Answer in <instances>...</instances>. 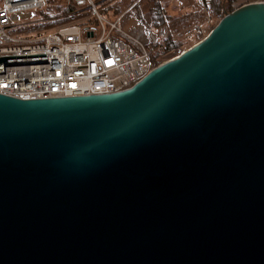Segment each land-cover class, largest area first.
Instances as JSON below:
<instances>
[{
	"label": "water",
	"instance_id": "obj_1",
	"mask_svg": "<svg viewBox=\"0 0 264 264\" xmlns=\"http://www.w3.org/2000/svg\"><path fill=\"white\" fill-rule=\"evenodd\" d=\"M0 264H264V4L126 91L0 95Z\"/></svg>",
	"mask_w": 264,
	"mask_h": 264
},
{
	"label": "built area",
	"instance_id": "obj_2",
	"mask_svg": "<svg viewBox=\"0 0 264 264\" xmlns=\"http://www.w3.org/2000/svg\"><path fill=\"white\" fill-rule=\"evenodd\" d=\"M49 1L0 0V95L25 101L111 95L131 89L165 63L152 65L163 33L124 30L121 19L103 18L93 0L72 1L92 10L96 28L69 25L41 36L31 35L33 28L13 31ZM250 4L264 0H245L240 7Z\"/></svg>",
	"mask_w": 264,
	"mask_h": 264
},
{
	"label": "rangeland",
	"instance_id": "obj_3",
	"mask_svg": "<svg viewBox=\"0 0 264 264\" xmlns=\"http://www.w3.org/2000/svg\"><path fill=\"white\" fill-rule=\"evenodd\" d=\"M69 0H51L44 7H50L56 2L68 3ZM152 0H93L98 13L110 22L121 19V28L128 31H133L140 27L151 30L154 34L163 33L161 38L172 37L183 43L179 50L161 56V61L166 62L171 58L184 52L183 50L195 44L201 34L207 35L214 25L219 21L210 13L201 7L199 0H160L165 16L169 18L165 26L155 30L153 27L152 16L149 13ZM245 0H238L241 4ZM41 11L28 13L23 22L14 27L13 31H22L25 28H33L30 34L33 36H41L53 33L62 27L69 25H82L90 20L94 22L95 16L90 8H79L78 13L73 16L63 17L59 19H51L43 21ZM101 13H104L102 15ZM27 33V32H26ZM185 43H188L185 44Z\"/></svg>",
	"mask_w": 264,
	"mask_h": 264
},
{
	"label": "trees",
	"instance_id": "obj_4",
	"mask_svg": "<svg viewBox=\"0 0 264 264\" xmlns=\"http://www.w3.org/2000/svg\"><path fill=\"white\" fill-rule=\"evenodd\" d=\"M237 1L238 0H199V3L205 11L210 13L220 22L225 16L234 12L236 9H238V7H240L241 4H238V6L236 7ZM78 10L79 8L75 6V3L72 0H69L67 4L63 2H56L54 5L50 7L48 6L46 7V9L41 10L40 13L42 14L41 18L43 19V21H47L51 19L55 20L63 17L73 16L78 13ZM149 13L152 16L153 27L155 28V30L159 29L162 26H165L169 21V18L165 16L160 0L151 1ZM101 14L104 15V13ZM93 19H95L94 22L91 23L89 20L86 23L82 24V26L86 28H96L98 26V21L96 18ZM217 25L218 24L214 25L210 32ZM209 33L202 38H200L201 34H199L197 36V39L199 38V40L183 51L190 49L191 47L205 39L209 35ZM185 44L188 45V43ZM182 45V42L172 39V37L159 39L158 43L153 47L152 65L154 67H157L158 65H160V63H162L160 59L161 56H165L179 50Z\"/></svg>",
	"mask_w": 264,
	"mask_h": 264
}]
</instances>
